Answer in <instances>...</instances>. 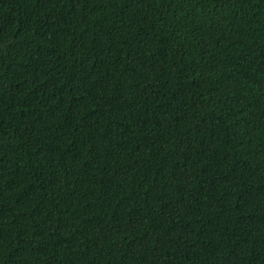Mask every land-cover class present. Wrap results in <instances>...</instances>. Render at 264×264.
I'll return each mask as SVG.
<instances>
[{
  "label": "trees",
  "instance_id": "16d2710c",
  "mask_svg": "<svg viewBox=\"0 0 264 264\" xmlns=\"http://www.w3.org/2000/svg\"><path fill=\"white\" fill-rule=\"evenodd\" d=\"M0 264H264V0H0Z\"/></svg>",
  "mask_w": 264,
  "mask_h": 264
}]
</instances>
